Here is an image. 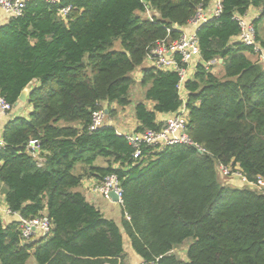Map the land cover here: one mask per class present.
Instances as JSON below:
<instances>
[{
    "label": "trees",
    "instance_id": "1",
    "mask_svg": "<svg viewBox=\"0 0 264 264\" xmlns=\"http://www.w3.org/2000/svg\"><path fill=\"white\" fill-rule=\"evenodd\" d=\"M211 1L28 0L0 25V96L15 106L30 88L32 106L4 124L0 182L13 212L46 215L52 225L47 236L23 241L19 221L0 215V264L32 256L35 264H119L125 236L157 264H264V60L240 40L237 20L251 7L264 12V0H222L221 14L198 28L201 60L185 81V101L177 71L143 66L158 41L178 39ZM220 59L223 72H214ZM137 84L144 98L134 106V131L162 130L158 114L185 106L194 145L143 146L135 159L114 125L89 130L103 105L112 117L130 106ZM220 164L239 168L256 187L223 181ZM112 173L123 190L121 224L78 190Z\"/></svg>",
    "mask_w": 264,
    "mask_h": 264
},
{
    "label": "built area",
    "instance_id": "2",
    "mask_svg": "<svg viewBox=\"0 0 264 264\" xmlns=\"http://www.w3.org/2000/svg\"><path fill=\"white\" fill-rule=\"evenodd\" d=\"M28 0H0V7L6 13L11 16H19L23 13ZM56 1V0H49ZM213 8L199 7L198 11L191 19V23L200 27L203 23L217 17L221 14L223 6L222 0H213ZM211 4V3H210ZM70 8H64L61 10L63 15L69 12ZM237 20L241 27L240 40L247 45L253 47L254 51L259 54L260 59L264 60V51L262 50L257 40V30L252 23H248L242 16H238ZM180 56V60L176 56ZM148 59L152 64L160 69L175 70L180 75L179 91L183 90L185 81L189 77V69L196 66L201 60V51L196 33L188 34L183 32L182 35L173 41L163 39L158 41L148 52ZM215 61H212V63ZM210 63H207L209 65ZM185 101V98L182 96ZM13 105L8 102L3 96H0V125L4 119L11 114ZM108 119V110L105 105L102 108L93 112L92 123L89 126V130L95 131L98 128L104 126ZM187 109L182 106L176 113H173L167 121L162 130H146L144 132H127L118 131L119 134L126 136V139L133 145L135 159L139 158L142 153L143 146H167L178 143H185L194 145L191 138L186 132L187 129ZM4 146V140L0 138V149ZM200 151H205L204 148L197 145ZM30 153L39 161H43L39 158V146L37 140H31L29 143ZM219 172L226 177L232 175L238 176L244 183L252 184L256 187L255 183L250 181L239 168H233L232 166L219 165ZM259 187H264L262 179L259 180ZM96 190L106 199L114 201L111 197V192L115 191L119 196V204L123 206V190L120 186V182L116 174L112 173L105 177L103 181L96 186ZM17 212H13L6 204L4 207H0V215H13ZM19 214V213H18ZM20 215V214H19ZM129 219L130 217L127 216ZM51 221L45 216L26 219L20 215L19 228L21 230V236L23 241L33 239L34 237L47 236L51 231ZM138 264H157L156 261L142 260Z\"/></svg>",
    "mask_w": 264,
    "mask_h": 264
},
{
    "label": "crops",
    "instance_id": "3",
    "mask_svg": "<svg viewBox=\"0 0 264 264\" xmlns=\"http://www.w3.org/2000/svg\"><path fill=\"white\" fill-rule=\"evenodd\" d=\"M58 1V0H56ZM213 0L211 1V4L208 6L207 9L213 8ZM11 15L6 13L4 10L1 9L0 7V25L6 24ZM248 23H253L254 20H258L257 26H258V33L261 37V39H264V12L261 8H256V7H251L249 11L247 12L246 16L244 17ZM255 26V25H254ZM198 26L193 25L191 22H189L187 25L181 27L182 31L188 34L196 33L198 30ZM256 28V27H255ZM258 37V36H257ZM237 39V38H236ZM259 42V41H258ZM260 44V43H259ZM201 59V58H200ZM263 60V59H262ZM146 61H148V64H144L145 67H151L154 66L152 62L146 58ZM216 63V61H215ZM214 63V64H215ZM220 65H216L215 68L213 69L214 72L222 73L223 72V66L221 65L223 62L219 60ZM196 66L191 67L189 69V78L193 77L195 73ZM135 79L137 82H139L143 76V68L139 67L137 70L133 73ZM30 90V88H29ZM29 96V95H28ZM144 96V95H143ZM142 96V99H143ZM181 96L184 98L187 96V91L185 89V85L183 87V90L181 91ZM23 102H21L18 106H14V110H12L11 114L7 117H4L1 125H0V138H2V130L4 127L5 122L12 117L13 115H28L29 112L32 111V106L29 104V109L28 111L23 110ZM135 103H133L126 107V108H118L117 115L112 117L111 115L108 114V119L106 123L114 125L118 131H122L124 133L127 132H133L136 129L137 126V120L134 115V106ZM106 106V104H105ZM112 108H117L116 104L111 105ZM173 115V113L170 114H158V120L164 121L166 125L167 119ZM164 125V126H165ZM3 139V138H2ZM226 182L229 184L235 185L237 187H244V186H250V187H255L252 184H247L242 181V179L238 176L232 175L225 179ZM99 185L98 181L96 178H87L83 181L82 185L80 186V190L83 191L87 198L89 199L90 202L95 204L97 207H99L104 215L108 218H113L115 219L119 224H121V218L122 217V206L115 201L108 200L104 198L97 190L96 186ZM0 186L3 188V192L0 194V207L6 206V200H5V191L7 190V187L0 182ZM3 221L5 223H10L13 221H19L20 215L18 213L13 214V215H3ZM40 237L39 235H37ZM125 250H126V257L124 259H119V264H138L141 262L143 259L133 250L130 240L127 236H125ZM123 261V262H122ZM35 264V263H33Z\"/></svg>",
    "mask_w": 264,
    "mask_h": 264
},
{
    "label": "rangeland",
    "instance_id": "4",
    "mask_svg": "<svg viewBox=\"0 0 264 264\" xmlns=\"http://www.w3.org/2000/svg\"><path fill=\"white\" fill-rule=\"evenodd\" d=\"M115 47H116V49H120L121 48V41L120 40H117L116 41V43H115ZM144 64H148V61H146L145 60V62H144ZM144 66V65H143ZM132 98H133V101L134 102H137V101H139V100H142V96H143V89L141 88V86L139 85V84H137V85H135L134 86V88L132 89ZM143 98H144V96H143ZM24 106H23V110L24 111H28V109H29V104L28 103H22ZM102 163V161H99V164H101ZM228 177H224L223 178V181H225V179H227ZM226 182V181H225ZM81 188L79 187L78 188V190H80ZM3 192V188L0 186V194ZM119 219H121L122 220V217L121 218H119ZM184 248H186V247H180V248H177L176 249V252L178 253L179 252V254H181L182 255V250L184 249ZM33 263H35V258H34V256H32L31 258H30V260H29V262H28V264H33Z\"/></svg>",
    "mask_w": 264,
    "mask_h": 264
},
{
    "label": "water",
    "instance_id": "5",
    "mask_svg": "<svg viewBox=\"0 0 264 264\" xmlns=\"http://www.w3.org/2000/svg\"><path fill=\"white\" fill-rule=\"evenodd\" d=\"M220 61L222 62L223 60L220 59ZM30 93L29 88H25L22 93L20 94L19 97V101L16 103V106H18L21 102L26 103L28 101V95ZM111 197L115 202H119V196L117 195V193L115 191L111 192Z\"/></svg>",
    "mask_w": 264,
    "mask_h": 264
}]
</instances>
